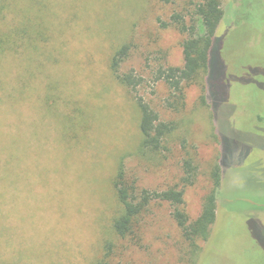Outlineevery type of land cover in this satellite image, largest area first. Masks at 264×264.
<instances>
[{
  "label": "rangeland",
  "instance_id": "obj_1",
  "mask_svg": "<svg viewBox=\"0 0 264 264\" xmlns=\"http://www.w3.org/2000/svg\"><path fill=\"white\" fill-rule=\"evenodd\" d=\"M18 1L45 35L9 67L16 108L5 93L0 105V264H97L108 243V264H264V0H221L208 80L178 101L156 77L184 67L171 19L190 26L196 0ZM124 46L117 71L141 78L135 90L111 70ZM138 99L175 128L159 151L141 148ZM122 163L140 190L183 191L191 222L216 186L197 256L166 202L151 204L140 237L115 234Z\"/></svg>",
  "mask_w": 264,
  "mask_h": 264
},
{
  "label": "trees",
  "instance_id": "obj_2",
  "mask_svg": "<svg viewBox=\"0 0 264 264\" xmlns=\"http://www.w3.org/2000/svg\"><path fill=\"white\" fill-rule=\"evenodd\" d=\"M172 1L160 0L161 3L166 5L172 3ZM194 6L195 10L191 14L192 23L190 26L186 24L183 16L174 15L171 19L177 30L186 36L182 45L184 67L160 69L156 77L157 81H165L168 84L177 101L184 99L183 88L185 85L194 83L205 85L210 74V52L213 49L217 29L224 18L221 0H196ZM31 9L26 8L24 11L31 13ZM36 22L40 24L44 22V19L36 18ZM30 27L31 20L29 19L27 22L25 17L20 16L18 0H0L1 106H5L2 102L5 93V98L8 97L10 102L9 105L12 109L16 108L15 91L17 83L11 79V76H8L9 67L18 62L21 55L20 51L23 48H26V52L30 50L28 40L35 41L39 39L37 37L45 35L42 32L43 27L40 28L42 33L32 32ZM127 54L128 47L126 46L118 50L112 58L111 70L116 74V78L122 86L135 90L141 85V78L133 73L120 75L117 71ZM137 106L141 116L139 125L141 148L159 151L165 143V139L175 131V128L171 124L160 121L159 115L143 99H138ZM2 114L9 115L3 107ZM5 127L9 128L8 132L10 133L7 138H10L14 132L13 128L3 124L2 128L4 130ZM186 168L189 174L187 181L192 183L189 181L193 177L190 161L186 162ZM214 177H217L216 174ZM112 185L123 208L121 216L116 218L113 223V231L118 237L122 239L140 237V220L141 218L144 219V215L148 212L151 204L156 201L166 202L173 208V219L182 231V237L188 242V250L193 257L197 256L200 251V242H205L208 239L210 229L216 220V186L212 193L205 198L199 218L191 222L185 211L183 191L176 189L164 192L140 190L134 182H129L126 179L123 163L119 165L117 173L112 179ZM112 248L113 246L110 243L106 245V252L97 264H108L110 254L113 252Z\"/></svg>",
  "mask_w": 264,
  "mask_h": 264
}]
</instances>
